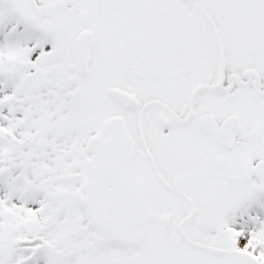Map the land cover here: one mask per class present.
Masks as SVG:
<instances>
[{"label": "snow or ice", "instance_id": "6c2138e0", "mask_svg": "<svg viewBox=\"0 0 264 264\" xmlns=\"http://www.w3.org/2000/svg\"><path fill=\"white\" fill-rule=\"evenodd\" d=\"M0 264H264V0H0Z\"/></svg>", "mask_w": 264, "mask_h": 264}]
</instances>
